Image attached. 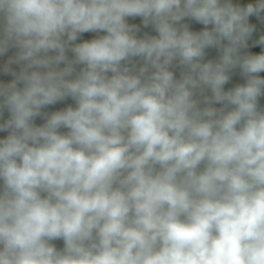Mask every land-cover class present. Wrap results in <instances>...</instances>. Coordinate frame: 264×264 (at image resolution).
Masks as SVG:
<instances>
[{
    "label": "clouds",
    "instance_id": "obj_1",
    "mask_svg": "<svg viewBox=\"0 0 264 264\" xmlns=\"http://www.w3.org/2000/svg\"><path fill=\"white\" fill-rule=\"evenodd\" d=\"M0 264H264V0H0Z\"/></svg>",
    "mask_w": 264,
    "mask_h": 264
}]
</instances>
